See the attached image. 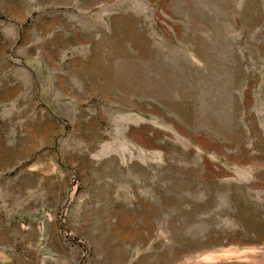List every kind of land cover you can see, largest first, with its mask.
<instances>
[{"label":"rangeland","instance_id":"rangeland-1","mask_svg":"<svg viewBox=\"0 0 264 264\" xmlns=\"http://www.w3.org/2000/svg\"><path fill=\"white\" fill-rule=\"evenodd\" d=\"M81 242L264 264V0H0V264Z\"/></svg>","mask_w":264,"mask_h":264},{"label":"trees","instance_id":"trees-1","mask_svg":"<svg viewBox=\"0 0 264 264\" xmlns=\"http://www.w3.org/2000/svg\"><path fill=\"white\" fill-rule=\"evenodd\" d=\"M62 228L65 230V226H64V224H63ZM65 231H66V230H65ZM80 246H81V247L83 248V250H84L83 257H82V259H81V261H80V264H83V263L86 261V258H87V256H88V250H87V246H86L84 243L81 242V245H80Z\"/></svg>","mask_w":264,"mask_h":264},{"label":"bare ground","instance_id":"bare-ground-1","mask_svg":"<svg viewBox=\"0 0 264 264\" xmlns=\"http://www.w3.org/2000/svg\"><path fill=\"white\" fill-rule=\"evenodd\" d=\"M108 64V63H107Z\"/></svg>","mask_w":264,"mask_h":264}]
</instances>
